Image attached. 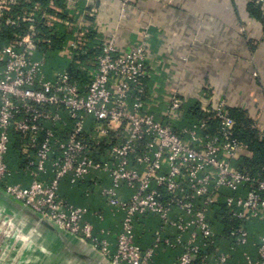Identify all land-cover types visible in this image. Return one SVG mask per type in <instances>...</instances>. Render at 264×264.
I'll list each match as a JSON object with an SVG mask.
<instances>
[{
    "label": "built area",
    "instance_id": "2783aa9c",
    "mask_svg": "<svg viewBox=\"0 0 264 264\" xmlns=\"http://www.w3.org/2000/svg\"><path fill=\"white\" fill-rule=\"evenodd\" d=\"M60 2L67 3L68 16ZM78 2L50 0L47 8L38 2L24 10L20 5L31 0H0V38L5 30L13 31L5 43L0 39V192L65 238L90 246L106 264H150L161 244L182 249L174 264L230 263L231 252H205L204 247L217 237L208 213L225 196L227 214L233 219L245 224L263 222L264 178L237 167L239 160L252 153L235 137L237 122L228 104L199 96L204 116L187 124L184 107L188 101L173 86L164 95L163 118L158 119L151 112L158 103L156 94L146 88L149 28L144 26L140 36L126 46L117 31H107L95 47L96 62L89 69L77 57L88 53L90 34L100 29L103 4L102 0H87L89 10L81 12ZM245 2L259 9L264 24V0ZM123 5L119 20L129 0ZM58 24L68 35L62 55L82 66L86 83L67 69L47 74V57L40 44L51 49L52 39L40 27ZM90 121L92 132L87 130ZM213 123H217L216 133L211 131ZM254 128L264 137L260 128ZM105 140L111 146L110 159L99 160L94 154ZM13 146L26 161L27 185L10 182L14 173L8 155ZM94 173L109 174L112 186L102 193L113 212L124 214L121 230L114 235L115 252L107 239L95 234L87 220L88 210L60 193L63 181L84 183ZM124 185L135 190L128 200L120 195ZM228 191L231 194L224 195ZM176 210L180 215L174 220ZM7 214L0 206V215H6L0 227V264H22L21 252H31L37 243ZM150 214L178 230L175 243L158 232L152 247L144 249L138 244L136 221ZM6 225L13 232L4 231ZM37 231L34 225L31 232ZM227 238L244 246L250 233L239 226ZM257 248L256 259L245 255L247 264H264V236Z\"/></svg>",
    "mask_w": 264,
    "mask_h": 264
},
{
    "label": "crops",
    "instance_id": "0c3cea01",
    "mask_svg": "<svg viewBox=\"0 0 264 264\" xmlns=\"http://www.w3.org/2000/svg\"><path fill=\"white\" fill-rule=\"evenodd\" d=\"M78 1L77 7L81 12L89 10L87 0ZM123 1L102 0L100 20L106 24L103 26L100 22V29L93 30L89 46L95 48L100 45L107 31H117L120 42L126 46L140 36L144 26L149 28L150 60L146 88L149 93L154 91L156 94L158 103L151 107V112L158 119L163 118L164 95L175 87L188 101L186 105L196 102L200 107L199 96L224 100L229 108L244 111L264 132V24L251 15L245 0H129L124 17L119 20L124 11ZM61 4L68 16L67 3ZM60 26L65 32V27ZM42 54L47 57L48 76L56 70L69 68L71 61L62 55L61 50ZM186 105L184 114L189 109ZM93 127L90 121L87 130L92 132ZM110 148L105 140L95 157L109 160ZM8 162L14 173L10 182L29 184L30 178L23 174V161L16 146L11 149ZM111 186L109 174L94 173L85 183L76 186L68 180L63 181L60 193L72 204L88 210L87 220L94 225L95 234L107 239L115 252L114 235L121 230L124 214L113 212L102 193ZM134 193L135 190L126 185L120 189L121 197L127 200ZM228 194L231 193H224ZM221 199L208 213V220L217 236L232 228L219 218L223 214L220 205H223L225 196ZM0 206L19 216L22 225L32 231V216L20 203L12 201L10 204L0 198ZM179 215V210L174 211L172 219L176 220ZM245 227L250 233L248 244L236 246L225 236L206 245L205 250L210 254L231 252L233 258L228 264H247L246 254L256 259L258 240L264 236V221H251ZM135 232L138 244L144 249L154 245L158 232L174 243L179 234L175 227L165 225L157 214L138 218ZM36 233L35 242L44 241L52 251L49 264H96L101 259L96 251L79 240L71 238L65 242L46 227L38 228ZM181 252L179 246L161 244L150 264H174ZM31 253L33 263L41 261L36 259L39 256L37 252L32 250ZM29 254L26 253L25 261H30ZM42 261L38 263L46 264L45 259Z\"/></svg>",
    "mask_w": 264,
    "mask_h": 264
},
{
    "label": "trees",
    "instance_id": "16d2710c",
    "mask_svg": "<svg viewBox=\"0 0 264 264\" xmlns=\"http://www.w3.org/2000/svg\"><path fill=\"white\" fill-rule=\"evenodd\" d=\"M38 2L42 3L44 8H47L48 4L50 3V0H31V3H26V4L22 3L20 5V9L23 8L24 10H30ZM61 6H63V4H61ZM248 6H249V12L251 13V15L256 19L262 20V14L259 11V9L253 7L251 4H249ZM40 28H41V32L43 33V35H47L49 38L52 39L51 49L48 48V45L46 43L40 44V47L43 53H51L52 51H57V50L59 51L61 50V48H63V46L65 45L68 39V35L67 33L64 32V28L62 26L58 24L50 28V27L43 25ZM12 34H13L12 30H5V32L1 35V38H0L1 43H5L9 38L12 37ZM90 47L91 45L88 47L87 54L79 55L77 57V59L80 61V64L87 66L89 69L93 68L96 62L95 60L96 50L95 48L93 47L90 48ZM80 64L71 62L67 70L68 72H70L72 76H74L75 78L81 79L83 83H86L87 82V78L85 75L86 71L83 70ZM187 106L189 107V109L187 113L185 114V117H187V119L191 121V122L189 121L187 122L186 120L187 124L192 123V121L195 122L198 119L203 118L204 114L201 112L198 103L192 102V103H189V105H186V107ZM229 111H230L231 116L237 122L236 129H235V137L239 141L245 143L249 147L252 153L251 157H246V158H242L241 160H239L237 162V167L245 174H249L253 177L264 178V137H261L259 135V131L256 128H254V125H255L254 122L248 117V115L244 111L240 109H231V108H229ZM189 115L191 117H188ZM211 126H212V129H211L212 133H216L215 131H217V123H213L211 124ZM22 161H23V169H25L26 161L23 158H22ZM70 184H72L71 181H70ZM79 184H83V183H79ZM76 185L78 184H72V186H76ZM220 207L222 208V213H223L222 216L219 217L220 220L223 223L228 224L230 228L231 227L232 228L227 233L217 236L215 239H217L218 237L219 238L225 237V236L228 237L229 233L231 232L233 228H237L239 226H245V223L241 221H237L227 214V209L224 203L223 205H220ZM210 224L213 225L211 222ZM205 252H209V251L205 250Z\"/></svg>",
    "mask_w": 264,
    "mask_h": 264
},
{
    "label": "rangeland",
    "instance_id": "374dc122",
    "mask_svg": "<svg viewBox=\"0 0 264 264\" xmlns=\"http://www.w3.org/2000/svg\"><path fill=\"white\" fill-rule=\"evenodd\" d=\"M8 215V214H7ZM6 215H4V216H1L0 215V227H1V223H3L6 219V217H5ZM9 217H11L12 218V220L18 225H22V222H21V219L20 218H17V216H13V214L12 213H10V215H8ZM15 218V219H14ZM8 227V228H7ZM7 228V229H6ZM3 230L5 231V230H7V231H12V229L9 227V225H6V226H4L3 227ZM24 233H26V235L27 236H31L32 238H36V235H37V233H32V232H29L27 229H26V227H25V225H22V229H21ZM13 232V231H12ZM12 235V234H11ZM3 237V235H2V233H0V239ZM37 243V245H36V247L34 248V250L33 251H35V252H37V254H39V256H37L36 257V259H39L40 258V262L39 261H37V262H35V263H33L32 262V253L30 252V254L28 255V258H30V261H23V263L22 264H39V263H41V262H43L42 260L43 259H45V263L46 264H49L51 261H52V257H51V254H52V251H51V249L49 248V245H47L46 243H44V241L43 242H41V241H38V242H36ZM24 254V260H25V254H26V251L25 250H23L22 252H21V254ZM11 257L13 258V257H15V256H12L11 255ZM35 259V260H36ZM50 259V260H49ZM39 262V263H38Z\"/></svg>",
    "mask_w": 264,
    "mask_h": 264
},
{
    "label": "water",
    "instance_id": "95a60500",
    "mask_svg": "<svg viewBox=\"0 0 264 264\" xmlns=\"http://www.w3.org/2000/svg\"><path fill=\"white\" fill-rule=\"evenodd\" d=\"M0 198L6 202H10L11 204V200L5 196L4 194H2L0 192ZM27 210V209H26ZM27 212L32 216V227L35 225L37 226L38 228H41V227H46V228H49L51 231H53L57 236L59 237H62L63 238V241L66 242V239L64 236L61 235V233H59L56 229H54L49 223H47L46 221H43L41 220L36 214H34L32 211L30 210H27ZM16 215V214H15ZM17 218H20L19 216H17ZM20 227L22 228V225H20ZM96 264H106L104 263L101 259L100 261L96 262Z\"/></svg>",
    "mask_w": 264,
    "mask_h": 264
}]
</instances>
